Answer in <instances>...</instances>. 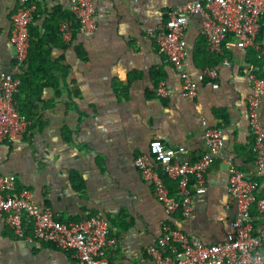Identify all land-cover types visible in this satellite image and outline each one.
I'll return each instance as SVG.
<instances>
[{
	"label": "crops",
	"instance_id": "0c3cea01",
	"mask_svg": "<svg viewBox=\"0 0 264 264\" xmlns=\"http://www.w3.org/2000/svg\"><path fill=\"white\" fill-rule=\"evenodd\" d=\"M19 1L0 0V73L14 66L11 33ZM193 1L198 0H96L97 31L88 35L72 27L69 40L61 31L51 36L46 69L31 71L29 91L16 100L25 112L31 108V129L21 141L0 143V174L15 175L17 189L31 190L34 201L50 208L57 220L70 224L99 216L110 222L111 235L121 240L108 254L110 264H158L149 251L169 228L205 244L228 240L237 213L228 191V161L255 173L249 74L264 78V25L258 36L261 57L254 48L241 50L233 38L216 55L209 51L200 19L191 17L185 34L187 70L198 79L203 70L216 68L219 77L218 89L203 81L190 101L181 95L179 73L147 31H162L171 11ZM67 13L69 0H37L32 26L45 35L49 18ZM26 71L27 62L21 76ZM159 84L169 97L157 95ZM204 120L222 132L224 147L205 175V194L193 198L191 215L169 217L136 159L153 157L154 143L161 142L184 147L182 159L198 161L205 152ZM259 121L264 127V98ZM165 182L176 195L177 183ZM251 214L255 228L264 229V216L256 208ZM26 235L34 236L32 224ZM165 253L171 255V248ZM0 264L78 262L70 252L27 242L3 227Z\"/></svg>",
	"mask_w": 264,
	"mask_h": 264
},
{
	"label": "built area",
	"instance_id": "2783aa9c",
	"mask_svg": "<svg viewBox=\"0 0 264 264\" xmlns=\"http://www.w3.org/2000/svg\"><path fill=\"white\" fill-rule=\"evenodd\" d=\"M37 0H20L13 16L11 44L15 50L14 66L10 72H1L0 143L21 141L27 131V121L19 113L16 95L20 92L21 73L30 50V26L34 22ZM74 20H65L60 31L70 39L74 23L82 34L92 35L98 29L96 0H69ZM191 17H198L202 34L209 44V51L223 54V45L233 38L241 50L254 48L262 56L258 36L264 25V0H198L180 6L169 14L162 31L149 29L147 34L164 51L167 62L173 65L182 80L181 95L190 101L198 96L199 84L218 89L216 68L203 70L198 79L187 70L188 56L186 30ZM249 79L253 92L248 97V112L254 135L255 173L240 171L233 160L228 161V191L237 202L233 221L234 235L216 244H205L190 239L179 230L169 228L149 253L158 264H264V229L254 226L252 209L264 216V127L259 121V107L264 98V78L251 72ZM156 93L167 98L171 92L159 84ZM205 152L198 161L183 160L184 147L170 148L161 142L153 145L154 156L141 155L136 166L145 180L154 185V195L163 205L167 216L182 212L189 217L193 198L206 192L205 175L215 157L224 147L219 129L203 121ZM165 178L176 182L178 192L172 195ZM17 177L0 174V229L7 227L27 242L54 245L72 253L78 264H110L108 254L115 251L121 240L111 235L110 222L99 216H87L78 223L64 224L54 217L50 208L34 201L28 188L17 189ZM26 221L34 227V236L26 235ZM171 248L172 254H166Z\"/></svg>",
	"mask_w": 264,
	"mask_h": 264
},
{
	"label": "trees",
	"instance_id": "16d2710c",
	"mask_svg": "<svg viewBox=\"0 0 264 264\" xmlns=\"http://www.w3.org/2000/svg\"><path fill=\"white\" fill-rule=\"evenodd\" d=\"M67 19V20H74L73 15L70 13L63 14L60 17L57 15H53L49 18L47 25L45 27L46 34L45 35H40L33 26H30V50H29V55L27 59V64H28V71L25 72L24 75L21 76V86H20V92L21 89L23 91L22 96L16 95V100H21L23 97H25V93L29 91L30 87V74L31 71L33 70H45L46 63L48 61L50 51L46 50V45L47 43L51 42V36L52 37H58L60 36V28L58 26L59 22L61 19ZM78 30V25L74 23L73 26V31ZM19 92V93H20ZM23 107V106H22ZM30 112V113H29ZM29 112H25L24 109H21V106L19 107V113L21 116H23L26 121H27V131L25 136L27 135L28 131L31 129V121H30V114H31V108ZM31 223H28L26 221L25 226L26 230L28 228V225Z\"/></svg>",
	"mask_w": 264,
	"mask_h": 264
}]
</instances>
